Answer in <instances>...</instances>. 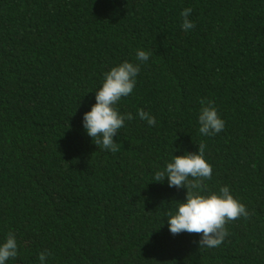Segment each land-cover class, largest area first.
<instances>
[{
  "label": "trees",
  "instance_id": "obj_1",
  "mask_svg": "<svg viewBox=\"0 0 264 264\" xmlns=\"http://www.w3.org/2000/svg\"><path fill=\"white\" fill-rule=\"evenodd\" d=\"M124 61L141 70L116 104L134 119L112 152L83 116ZM201 98L225 122L216 135L199 132ZM201 142L203 194L227 186L250 213L215 248L170 233L187 190L154 180ZM10 231L5 264H41L45 250L44 264H264V0H0V244Z\"/></svg>",
  "mask_w": 264,
  "mask_h": 264
},
{
  "label": "clouds",
  "instance_id": "obj_2",
  "mask_svg": "<svg viewBox=\"0 0 264 264\" xmlns=\"http://www.w3.org/2000/svg\"><path fill=\"white\" fill-rule=\"evenodd\" d=\"M191 8L181 12L182 29L187 32L195 27L189 19ZM151 53L144 50L136 51V59L141 63L149 59ZM140 65L124 61L111 68L104 74L102 87L95 92L96 103L83 116V127L98 148L116 152L118 144L114 140L119 129L124 127L125 120L134 119L131 113L122 115L116 104L122 97L129 96L136 86V77L140 72ZM201 109L198 117L201 135H216L224 130L225 122L220 118L214 102L201 98ZM141 120L147 121L149 126H155L156 119L143 109L138 110ZM206 145L201 142L197 153H187L175 156L167 163L163 170L156 171V183L167 179L169 187L186 189L184 202H177L175 213L167 212V224L171 234L180 233L202 234L198 241L199 248L219 247L229 234L226 224L240 217L247 219L250 213L245 205L240 203L230 193L227 186L219 188V192H207L205 181L212 178V166L204 158ZM191 177V179H190ZM18 255V244L13 232L7 234L4 243L0 244V264H5L10 258ZM51 253L46 250L39 254L38 259L44 264Z\"/></svg>",
  "mask_w": 264,
  "mask_h": 264
}]
</instances>
